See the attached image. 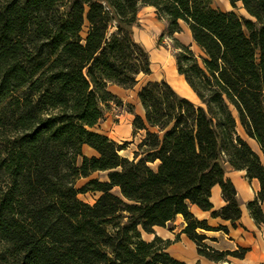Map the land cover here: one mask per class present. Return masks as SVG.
<instances>
[{
	"label": "trees",
	"instance_id": "trees-1",
	"mask_svg": "<svg viewBox=\"0 0 264 264\" xmlns=\"http://www.w3.org/2000/svg\"><path fill=\"white\" fill-rule=\"evenodd\" d=\"M230 1L252 18L213 0H0V264H187L167 251L170 241L143 238L180 214L200 255L245 257L247 248L211 247L199 229L229 228L189 205L234 225L242 218L229 163L260 181L248 209L264 225V164L238 131L264 152V0ZM141 6L155 8L170 36L189 27L202 54L174 38L177 67L202 104L148 81L139 92L145 117L133 122L145 135L130 159L121 155L128 142L95 127L121 102L110 85L132 89L152 72L134 37ZM101 171L106 180L77 188ZM216 185L227 202L220 209ZM88 191L100 193L93 205L79 198Z\"/></svg>",
	"mask_w": 264,
	"mask_h": 264
},
{
	"label": "crops",
	"instance_id": "crops-1",
	"mask_svg": "<svg viewBox=\"0 0 264 264\" xmlns=\"http://www.w3.org/2000/svg\"><path fill=\"white\" fill-rule=\"evenodd\" d=\"M144 8L154 9V14L158 18L154 7L144 6ZM184 28H186V31H188L189 33L190 31L189 27L186 25L184 26ZM186 45H190V46L196 45L193 40L192 33L189 36ZM177 71H178V67H177ZM151 75L152 72L149 76ZM171 76L177 77L176 78L177 85L172 84L173 81L171 80L170 77L156 78V79L150 78L148 81L166 80L176 89L178 93L182 94L183 96L189 99H192V97L197 96L196 92L187 82L185 76L180 74L179 71H178V76L175 74L174 71L171 72ZM142 87L137 91L138 98H139V92L141 91ZM110 90L119 98H120V94H128L129 92V89L122 88L115 84L110 85ZM139 101L142 106L143 113L136 112V114L145 117V110L143 108L140 98ZM133 122H134V118H133ZM100 125H102V127H100ZM95 130L111 138L110 134L107 133V131H104V126L102 122H100L95 127ZM238 131L249 142V144L254 149V151L261 157L262 163L264 164V152L262 151L258 142L250 138L246 134L244 128L241 125L239 126ZM84 152L87 156H94L97 155L98 153L96 150H94L92 147L88 145L84 146ZM226 177L229 178L235 184L237 189V198L243 211L242 218L238 220L235 223V225L232 222L228 220H224L221 217H214L212 215V211H204L197 205L191 203L189 205L194 215L201 220H207L210 226L212 227L227 226L229 228V231H225L222 229H215V230L199 229L200 233L205 234L208 237L206 242L211 247L220 251H228V250L234 251L239 249L240 247L247 248L248 251L244 258L232 257L226 261H212L200 255L198 253L196 243L193 240H191L186 235V233H184V229L187 225V222L183 217V215L181 214L178 215L174 221L169 222L172 223V227L165 231L157 230V229H162L163 227L156 226L155 231L157 232H155V235H153V237L150 238V241H152L156 235H158L159 237H161L166 241H170L171 243L167 251L174 258L181 260L187 264H264V225L258 224L255 221V219L252 217L251 212L248 209V203L250 201L255 200L258 197V194L261 190L260 181L257 178L250 179L247 176L246 170H237L233 168L229 163H226ZM211 202L214 206V209H220L221 207L226 205L227 202L223 196V190L220 185H216L213 188ZM262 208L264 211V202L262 204ZM169 223L167 225H169Z\"/></svg>",
	"mask_w": 264,
	"mask_h": 264
},
{
	"label": "rangeland",
	"instance_id": "rangeland-1",
	"mask_svg": "<svg viewBox=\"0 0 264 264\" xmlns=\"http://www.w3.org/2000/svg\"><path fill=\"white\" fill-rule=\"evenodd\" d=\"M213 5L224 11H235L239 16L246 18H252L247 10L244 8L242 1H237L233 6L230 0H213ZM183 30L182 32L175 33L173 36L169 34L168 27L165 21H159L154 14V9L144 8L141 6L138 12V18L136 24L133 26L135 39L144 45L150 53L152 75L141 74L137 85L129 89L128 94H120V103L111 102L106 107L105 118L102 124L104 131L110 134L111 138L122 144L128 142L127 148L121 153V155L133 159L134 152L138 149L139 143L143 139L145 131L135 132L133 126V118L135 119L136 112L143 113L142 106L140 104L137 91L145 84L150 78H171L172 84L177 85L176 78L172 77L171 72L174 71L178 76L177 71V53L180 51L175 45L174 38H178L181 42L187 43L188 38L191 35L190 31H186V26L181 22ZM116 30V27H112V31ZM88 31V24L84 28L83 34ZM193 51L197 55H201L202 51L196 45L191 46ZM175 82V83H174ZM143 88V87H142ZM193 101L197 104H202L198 96L192 97ZM102 127V125H100ZM85 154V152H84ZM97 155H99L97 153ZM154 168L157 164H151ZM98 178L100 180H106L108 178V171H101L94 173L89 178H81L77 181V188H81L90 179ZM115 194H120L118 188H114ZM100 193L88 191L86 193H80L79 198L89 204H94L99 198ZM172 227V223L166 225L159 231H165ZM157 232V231H155ZM155 234H148L143 232V238L150 241V238Z\"/></svg>",
	"mask_w": 264,
	"mask_h": 264
},
{
	"label": "bare ground",
	"instance_id": "bare-ground-1",
	"mask_svg": "<svg viewBox=\"0 0 264 264\" xmlns=\"http://www.w3.org/2000/svg\"><path fill=\"white\" fill-rule=\"evenodd\" d=\"M123 151H121V153H122ZM118 188V190H119V192H120V194L119 195H121V190H120V188L119 187H117Z\"/></svg>",
	"mask_w": 264,
	"mask_h": 264
}]
</instances>
